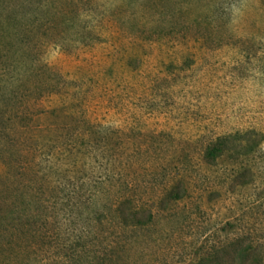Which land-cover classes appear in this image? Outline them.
Returning <instances> with one entry per match:
<instances>
[{"label":"rangeland","instance_id":"374dc122","mask_svg":"<svg viewBox=\"0 0 264 264\" xmlns=\"http://www.w3.org/2000/svg\"><path fill=\"white\" fill-rule=\"evenodd\" d=\"M0 264H264V0H0Z\"/></svg>","mask_w":264,"mask_h":264},{"label":"trees","instance_id":"16d2710c","mask_svg":"<svg viewBox=\"0 0 264 264\" xmlns=\"http://www.w3.org/2000/svg\"><path fill=\"white\" fill-rule=\"evenodd\" d=\"M220 152H222L221 145H214L207 153V158H215Z\"/></svg>","mask_w":264,"mask_h":264}]
</instances>
